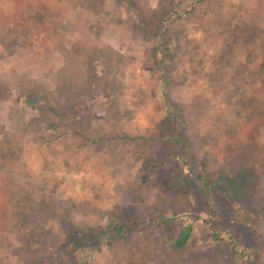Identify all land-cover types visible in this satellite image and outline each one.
I'll return each instance as SVG.
<instances>
[{"label": "rangeland", "instance_id": "1", "mask_svg": "<svg viewBox=\"0 0 264 264\" xmlns=\"http://www.w3.org/2000/svg\"><path fill=\"white\" fill-rule=\"evenodd\" d=\"M251 262L264 0H0V264Z\"/></svg>", "mask_w": 264, "mask_h": 264}, {"label": "trees", "instance_id": "2", "mask_svg": "<svg viewBox=\"0 0 264 264\" xmlns=\"http://www.w3.org/2000/svg\"><path fill=\"white\" fill-rule=\"evenodd\" d=\"M229 188H231V184H229ZM190 238H191V229L183 230L180 236L175 241L174 248L177 250L182 249L183 247L187 245ZM250 264H256V262H251Z\"/></svg>", "mask_w": 264, "mask_h": 264}]
</instances>
